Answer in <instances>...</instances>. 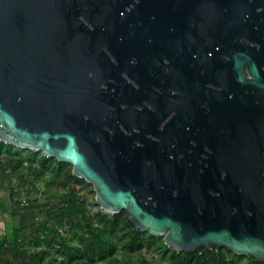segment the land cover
<instances>
[{
  "label": "water",
  "instance_id": "water-1",
  "mask_svg": "<svg viewBox=\"0 0 264 264\" xmlns=\"http://www.w3.org/2000/svg\"><path fill=\"white\" fill-rule=\"evenodd\" d=\"M86 1L0 0V139L71 163L102 208L127 210L174 249L225 246L264 262V149L181 156L150 136L110 79L104 45L118 28H101L93 13L88 24ZM195 4L236 45L238 80L264 89V0Z\"/></svg>",
  "mask_w": 264,
  "mask_h": 264
},
{
  "label": "flooded vegetation",
  "instance_id": "flooded-vegetation-1",
  "mask_svg": "<svg viewBox=\"0 0 264 264\" xmlns=\"http://www.w3.org/2000/svg\"><path fill=\"white\" fill-rule=\"evenodd\" d=\"M86 2L88 24L93 13L101 28H118L113 47L104 45L115 64L110 79L143 112L150 136L181 156L264 149V89L238 80L236 45L213 14L198 12L196 0ZM104 13L115 15L103 21Z\"/></svg>",
  "mask_w": 264,
  "mask_h": 264
},
{
  "label": "trees",
  "instance_id": "trees-1",
  "mask_svg": "<svg viewBox=\"0 0 264 264\" xmlns=\"http://www.w3.org/2000/svg\"><path fill=\"white\" fill-rule=\"evenodd\" d=\"M0 181L10 199H0V264H264L225 246L174 249L135 227L127 210L102 208L71 163L1 139Z\"/></svg>",
  "mask_w": 264,
  "mask_h": 264
},
{
  "label": "rangeland",
  "instance_id": "rangeland-1",
  "mask_svg": "<svg viewBox=\"0 0 264 264\" xmlns=\"http://www.w3.org/2000/svg\"><path fill=\"white\" fill-rule=\"evenodd\" d=\"M26 154L30 153V151H25ZM0 199H4L6 202H9V198H8V188L7 186H5V184H2V182L0 181ZM5 217V213L0 211V228L3 229V220ZM171 260H165L163 261L161 264H170Z\"/></svg>",
  "mask_w": 264,
  "mask_h": 264
},
{
  "label": "built area",
  "instance_id": "built-area-1",
  "mask_svg": "<svg viewBox=\"0 0 264 264\" xmlns=\"http://www.w3.org/2000/svg\"><path fill=\"white\" fill-rule=\"evenodd\" d=\"M21 205H22L23 207L28 206V205H29V201H28L27 199L24 198V199L21 201ZM209 247H212V246H209Z\"/></svg>",
  "mask_w": 264,
  "mask_h": 264
},
{
  "label": "crops",
  "instance_id": "crops-1",
  "mask_svg": "<svg viewBox=\"0 0 264 264\" xmlns=\"http://www.w3.org/2000/svg\"><path fill=\"white\" fill-rule=\"evenodd\" d=\"M3 222V229L2 228H0V233H2V232H4L5 231V222H4V220L2 221ZM1 226V225H0Z\"/></svg>",
  "mask_w": 264,
  "mask_h": 264
}]
</instances>
